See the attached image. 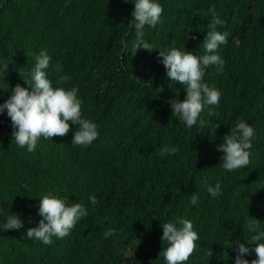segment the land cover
Returning a JSON list of instances; mask_svg holds the SVG:
<instances>
[{
    "label": "trees",
    "instance_id": "trees-1",
    "mask_svg": "<svg viewBox=\"0 0 264 264\" xmlns=\"http://www.w3.org/2000/svg\"><path fill=\"white\" fill-rule=\"evenodd\" d=\"M157 2L160 22L144 29L153 50L141 48L131 57L119 42L135 40L128 24L134 0H0V69L8 64L7 73L0 71V104L17 83L29 87L24 78L46 50L53 86L76 87L82 116L99 131L87 148L73 146L77 126L71 125L67 135L41 137L28 152L13 139L7 112L0 113V264H166L159 257L167 246L162 224L178 218L191 220L199 235L186 264H235V252L224 244L250 241L255 233L244 227L245 218L258 219L264 231V0ZM212 5L228 43L218 49L224 71L209 66L203 82L220 91V103L206 105L188 128L172 116L169 103L184 100L186 89L169 86L158 53L175 40V47L204 55L212 17L194 13ZM58 61L60 74L54 71ZM59 75L70 79L58 83ZM240 119L255 129L250 164L229 172L217 146ZM215 123L216 129L208 126ZM164 145L179 150L161 156ZM217 181L222 194L214 198L207 185ZM193 193L197 204L190 203ZM43 194L88 209L69 235L53 237L51 245L25 236L42 219ZM14 213L23 228L2 229ZM109 228L115 234L105 238ZM245 258L257 257L253 251Z\"/></svg>",
    "mask_w": 264,
    "mask_h": 264
},
{
    "label": "clouds",
    "instance_id": "clouds-1",
    "mask_svg": "<svg viewBox=\"0 0 264 264\" xmlns=\"http://www.w3.org/2000/svg\"><path fill=\"white\" fill-rule=\"evenodd\" d=\"M132 19L128 22L135 29V40L129 44L121 40V53L134 57L143 48L152 51V45L144 39L146 26L155 28L160 22L163 12L162 6L157 0H134ZM67 7V5H65ZM211 20L208 24V31L202 42L205 54L198 56L192 51H184L173 46L159 49V62L166 69L167 79L171 82L170 87L179 83L186 89V98L180 100L177 96L170 99L172 116L178 118L179 122L188 128L197 124L198 118L204 107L216 106L220 103L221 93L215 86H209L203 82L205 71L209 66H217V72L224 71L225 61L218 54L221 45L228 43L227 32H220L217 26L222 23L216 13L215 5L209 7L207 13L197 11L194 15H209ZM196 38V37H193ZM51 57L46 50H42L35 56V64L25 79L29 87L17 83L11 89L10 97L0 104V113L7 112L12 122V136L16 144L26 148L28 152L36 150L38 140L52 139L54 136H65L71 131V125H76L72 145L87 148L98 138L99 131L95 122L82 116V100L78 98V89L72 87H54L48 78L46 69L50 65ZM0 71L7 73L8 64H5ZM58 74L62 73V65L59 61L54 67ZM70 78L66 75H59L58 83L66 82ZM164 91L163 86L158 88V93ZM209 115H214L211 107ZM204 125V121L200 120ZM208 126L219 127L218 123ZM255 138V129L245 120L240 119L230 133L223 137L224 143L217 146L218 151L224 153L220 163L226 171H234L244 168L250 164V149ZM179 149L164 145L160 148L159 155L165 156L175 154ZM207 191L212 197H219L222 194L219 181L215 186L207 185ZM40 198L38 214L42 217L38 226L29 227L25 236L27 239L42 241L45 245L53 243V237L63 239L70 234L76 223L88 215V209L82 203L68 205L66 201L52 194H43ZM198 195H191V204L198 203ZM90 202L97 204V197H89ZM106 220L109 217H105ZM179 225V226H178ZM24 221L18 214L7 217L3 225L4 230L21 229ZM244 227L251 236L247 243H227L225 248L231 247L235 252V264H264V231H260L259 220L256 218H245ZM163 234L162 247L159 257H163L166 264H186L196 248V241L199 240L198 233L194 230L193 223L189 219L178 218L175 222L162 224ZM115 234V229L109 228L104 232L107 238ZM254 245V247H252ZM255 252L256 259L249 262L245 258L247 254ZM208 255H213L212 250Z\"/></svg>",
    "mask_w": 264,
    "mask_h": 264
}]
</instances>
